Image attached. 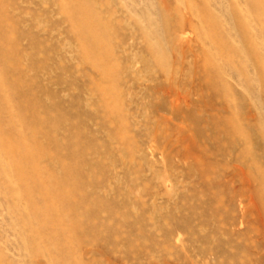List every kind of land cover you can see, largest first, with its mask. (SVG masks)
I'll return each instance as SVG.
<instances>
[{
	"label": "rangeland",
	"instance_id": "obj_1",
	"mask_svg": "<svg viewBox=\"0 0 264 264\" xmlns=\"http://www.w3.org/2000/svg\"><path fill=\"white\" fill-rule=\"evenodd\" d=\"M0 39V264H264V0H0Z\"/></svg>",
	"mask_w": 264,
	"mask_h": 264
},
{
	"label": "bare ground",
	"instance_id": "obj_2",
	"mask_svg": "<svg viewBox=\"0 0 264 264\" xmlns=\"http://www.w3.org/2000/svg\"><path fill=\"white\" fill-rule=\"evenodd\" d=\"M2 33V32H1ZM1 42H3L1 39H0V53L2 52V54H1V56H0V73H1V75L0 76H2L3 78H6V76L8 77V75L9 74H11V73H13L14 72V70H15V68L14 67H12L11 68V66H7V60H10L9 59V51L7 50V52L5 51V49H7V47L3 44V43H1ZM2 44H3V47L5 46L6 48H4L3 49V47H2ZM11 52V51H10ZM5 54V55H4ZM10 58H11V56H10ZM12 59V58H11ZM15 60V59H14ZM9 63H10V61H8ZM16 62V61H15ZM12 64H14L13 62H11ZM11 64V65H12ZM13 66V65H12ZM15 66V65H14ZM14 68V69H13ZM16 74V73H15ZM12 75V74H11ZM10 76V75H9ZM13 77H14V75H12ZM12 77V78H13ZM15 86V85H14ZM14 91V90H13ZM10 100V99H9ZM32 112V111H31ZM34 112H32V114H31V116L30 117H28V118H31L32 119V121H33V123H34V121L36 122V119H37V116L38 115H36V116H34V114H33ZM27 118V119H28ZM36 118V119H35ZM30 119V120H31ZM38 120V119H37ZM43 120V119H42ZM39 121V120H38ZM27 122V121H26ZM41 123H42V121L40 120L39 121V125H41ZM44 123V122H43ZM32 124V123H31ZM34 125V124H33ZM35 125H37V123H35ZM41 126H43V125H41ZM33 128L31 129V132H30V136L29 137H31L30 139H31V141L33 142V145H32V147H31V150H30V152H31V154L30 155H33L34 156V154L35 155H37L38 153H41V155L43 154V155H45V153H46V147H47V145L48 144H50L51 145V140H50V137L47 135V134H45L44 133V131L42 130L43 129V127H40V129L39 128H36V126H32ZM30 128V127H29ZM42 128V129H41ZM48 132V131H47ZM40 135H42V136H40ZM38 136L39 137H41L40 139H44V141L43 142H41V143H38V140H37V138H38ZM30 148V147H29ZM12 149H13V147H12ZM13 152V151H12ZM21 152V151H20ZM28 152V151H27ZM29 154V153H28ZM55 156H57V153L55 152ZM29 157V156H28ZM32 158V157H31ZM31 158L30 159H28L29 161L31 160ZM52 158V157H51ZM56 158V157H55ZM57 159H59L58 157H57ZM57 159H56V161H57ZM55 161V160H54ZM59 161V160H58ZM53 163V162H52ZM58 163H61V162H58ZM74 163H75V165L77 164V162H76V160L74 161ZM57 165V163L56 162H54V165H52V166H56ZM31 165V164H30ZM30 165H29V167H30ZM61 166H60V168L58 169V170H56V171H46V170H40V171H42L43 173H44V175L45 174H48V175H46V178H47V180H45L44 182H46L45 184H48L49 185V187H47L46 189H53L54 191V193L58 196V197H60L63 201H67L68 199H70L71 197H73L75 194H76V192H77V186H78V183H77V179L75 178V175H73L74 174V172L71 170V166L70 167H68V166H63L62 164H60ZM23 166V160L22 161H18L17 163H13V167L14 168H16V169H19L20 167H22ZM33 166H35V169H36V165H34L33 164ZM49 166H50V164H49ZM19 167V168H18ZM32 168H34V167H32ZM56 168V167H55ZM50 169V168H49ZM48 169V170H49ZM52 169V168H51ZM50 169V170H51ZM55 170V169H54ZM40 171H38V172H40ZM73 173V174H72ZM20 174V173H19ZM19 179H21V176L19 177ZM43 184V183H42ZM40 186H42V188H38V191H39V195L40 194H42V192H43V185H40ZM45 186V185H44ZM264 191V190H263ZM33 194H35V188H33L32 187V185H27V187H26V190L24 191V196H26L27 198H28V200L29 201H32V199H31V196L33 195ZM77 196H78V194H76ZM61 200V201H62ZM262 201H263V203H264V197H262ZM64 203V202H63ZM73 209V208H72ZM68 210H69V208H68ZM32 211H33V216L34 217H43V220H45L46 219V216H45V212L47 213V211H44V210H41V209H39L37 212H35L36 210L35 209H32ZM44 222H46V221H44ZM47 223V222H46Z\"/></svg>",
	"mask_w": 264,
	"mask_h": 264
}]
</instances>
